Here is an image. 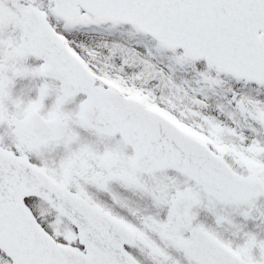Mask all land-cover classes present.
<instances>
[{"label":"snow or ice","instance_id":"snow-or-ice-1","mask_svg":"<svg viewBox=\"0 0 264 264\" xmlns=\"http://www.w3.org/2000/svg\"><path fill=\"white\" fill-rule=\"evenodd\" d=\"M0 264H264V0H0Z\"/></svg>","mask_w":264,"mask_h":264}]
</instances>
